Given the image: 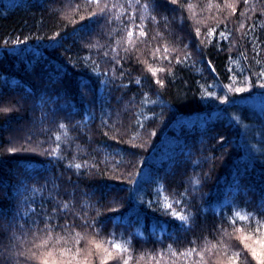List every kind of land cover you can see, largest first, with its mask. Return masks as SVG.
I'll return each instance as SVG.
<instances>
[{
	"label": "trees",
	"instance_id": "16d2710c",
	"mask_svg": "<svg viewBox=\"0 0 264 264\" xmlns=\"http://www.w3.org/2000/svg\"><path fill=\"white\" fill-rule=\"evenodd\" d=\"M261 73L264 0H0V264H258Z\"/></svg>",
	"mask_w": 264,
	"mask_h": 264
},
{
	"label": "snow or ice",
	"instance_id": "6c2138e0",
	"mask_svg": "<svg viewBox=\"0 0 264 264\" xmlns=\"http://www.w3.org/2000/svg\"><path fill=\"white\" fill-rule=\"evenodd\" d=\"M172 3H176V0H172ZM140 34L143 35L144 33L141 32ZM210 34H211V33H210ZM223 35H224V34L221 33V36H223ZM132 36H133V32H132V31H129V32H128V37L131 38ZM261 75L264 76V73H261ZM261 87H264V85H261ZM235 90H236L237 92L244 91V89H240V88H237V89H235ZM76 167L79 168L80 165L77 164ZM179 219L184 220L185 217L180 216ZM241 219H244V217H241ZM246 246H247V245H246ZM96 248H97V249H100V248H101V245H100V244H97V245H96ZM111 248L114 249L117 253L122 252V251H126V249H123L122 246H121L120 244H117V243H113V244L111 245ZM104 251L107 252V257L101 260V264H108V260L113 258V253H112V251L108 250L107 248H105ZM49 255H51V253H49ZM252 255H253L254 257H258L259 254H258L255 250H252ZM238 259H239V254H235V255L231 258V260H230V264H237ZM43 264H49V261H48V260H44V261H43ZM52 264H55V261H53ZM123 264H128V259H124V260H123ZM258 264H264V259H259V260H258Z\"/></svg>",
	"mask_w": 264,
	"mask_h": 264
}]
</instances>
